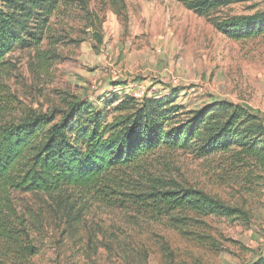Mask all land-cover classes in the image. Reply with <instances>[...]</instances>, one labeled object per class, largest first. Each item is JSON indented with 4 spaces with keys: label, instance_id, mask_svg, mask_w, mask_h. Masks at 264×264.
I'll list each match as a JSON object with an SVG mask.
<instances>
[{
    "label": "rangeland",
    "instance_id": "rangeland-1",
    "mask_svg": "<svg viewBox=\"0 0 264 264\" xmlns=\"http://www.w3.org/2000/svg\"><path fill=\"white\" fill-rule=\"evenodd\" d=\"M64 1L43 45L56 60L41 67L33 50L7 56L0 99H14L13 119L62 108L69 97L101 107L143 84L155 97L177 95L185 112L228 102L248 107L264 123V36L230 40L175 0ZM258 10L264 0L229 8L238 15ZM170 159L175 179L247 218H209L202 233L209 238L198 243L154 223L131 224L128 214L101 206L85 210L77 224L67 222L45 195L13 192L37 249L32 263L251 264L264 257V167L236 172L226 156L196 159L188 151Z\"/></svg>",
    "mask_w": 264,
    "mask_h": 264
},
{
    "label": "trees",
    "instance_id": "trees-1",
    "mask_svg": "<svg viewBox=\"0 0 264 264\" xmlns=\"http://www.w3.org/2000/svg\"><path fill=\"white\" fill-rule=\"evenodd\" d=\"M175 1L230 40L264 36V10L229 12L246 0ZM63 3L1 0V94L13 51L33 50L41 67L58 58L43 45ZM176 96L137 101L111 95L101 107L69 97L62 108L29 110L17 119L10 112L14 99H0V264H33L37 254L12 203L13 192L45 195L67 222L77 224L85 210L101 206L128 214L131 224L154 223L198 243L209 238L202 234L209 218L245 220L242 209L175 179L170 158L188 151L196 159L226 156L236 172L250 165L262 168L263 120L228 102L185 112ZM251 264H264V257Z\"/></svg>",
    "mask_w": 264,
    "mask_h": 264
},
{
    "label": "built area",
    "instance_id": "built-area-1",
    "mask_svg": "<svg viewBox=\"0 0 264 264\" xmlns=\"http://www.w3.org/2000/svg\"><path fill=\"white\" fill-rule=\"evenodd\" d=\"M192 92H195V88L191 89ZM129 95L134 98L137 101H141L143 98L145 97H149L152 96L153 93L152 91L147 88L146 86L142 85H138L134 90H132Z\"/></svg>",
    "mask_w": 264,
    "mask_h": 264
}]
</instances>
